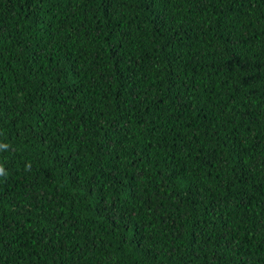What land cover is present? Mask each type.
Listing matches in <instances>:
<instances>
[{"label":"trees","instance_id":"16d2710c","mask_svg":"<svg viewBox=\"0 0 264 264\" xmlns=\"http://www.w3.org/2000/svg\"><path fill=\"white\" fill-rule=\"evenodd\" d=\"M0 143V264H264V0H0Z\"/></svg>","mask_w":264,"mask_h":264},{"label":"clouds","instance_id":"9594fccd","mask_svg":"<svg viewBox=\"0 0 264 264\" xmlns=\"http://www.w3.org/2000/svg\"><path fill=\"white\" fill-rule=\"evenodd\" d=\"M9 149V145L6 143H0V151H7ZM26 170L30 169V164H27L25 166ZM9 175V173L6 171L3 164H0V177L6 178Z\"/></svg>","mask_w":264,"mask_h":264}]
</instances>
